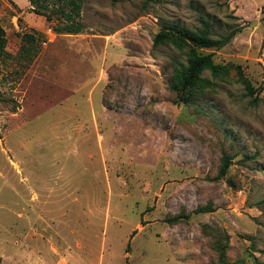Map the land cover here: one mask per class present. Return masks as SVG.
<instances>
[{
	"label": "rangeland",
	"instance_id": "374dc122",
	"mask_svg": "<svg viewBox=\"0 0 264 264\" xmlns=\"http://www.w3.org/2000/svg\"><path fill=\"white\" fill-rule=\"evenodd\" d=\"M0 20V264H264V0H87L77 34L0 0ZM164 24L236 31L188 102Z\"/></svg>",
	"mask_w": 264,
	"mask_h": 264
},
{
	"label": "trees",
	"instance_id": "16d2710c",
	"mask_svg": "<svg viewBox=\"0 0 264 264\" xmlns=\"http://www.w3.org/2000/svg\"><path fill=\"white\" fill-rule=\"evenodd\" d=\"M34 8L45 15L48 20L53 19L56 14L63 20V25L55 26L57 33L77 34L85 29L82 22V10L87 0H30ZM236 34L235 30L227 34L217 35L211 27L206 24L202 30H192L179 24H164L154 37V48L165 43H172L177 49L186 50V63H181L172 74L170 87L176 93L180 102H188L198 91L204 90L211 81L204 76L206 71L218 76L222 73L224 66L214 61L212 53H204L202 49H219L229 44ZM44 38L38 32L26 33L23 45H33ZM27 43V44H26ZM28 53L33 52L27 48ZM10 54L7 51V34L0 20V59H5ZM238 78L244 85L245 96L251 98L252 105H258L261 101L263 86L257 88L245 74L241 66H238ZM230 159L226 158L221 169L225 173L230 165Z\"/></svg>",
	"mask_w": 264,
	"mask_h": 264
}]
</instances>
